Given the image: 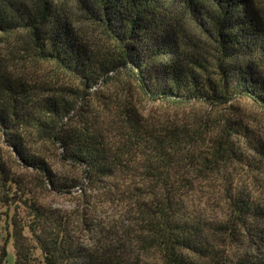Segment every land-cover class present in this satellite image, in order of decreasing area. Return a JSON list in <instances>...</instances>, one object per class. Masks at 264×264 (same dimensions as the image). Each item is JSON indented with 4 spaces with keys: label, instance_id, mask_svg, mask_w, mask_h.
<instances>
[{
    "label": "trees",
    "instance_id": "obj_1",
    "mask_svg": "<svg viewBox=\"0 0 264 264\" xmlns=\"http://www.w3.org/2000/svg\"><path fill=\"white\" fill-rule=\"evenodd\" d=\"M15 35L29 59L0 52V264H264V136L238 106L264 117L259 0H0ZM134 94L215 117L148 120Z\"/></svg>",
    "mask_w": 264,
    "mask_h": 264
},
{
    "label": "rangeland",
    "instance_id": "obj_2",
    "mask_svg": "<svg viewBox=\"0 0 264 264\" xmlns=\"http://www.w3.org/2000/svg\"><path fill=\"white\" fill-rule=\"evenodd\" d=\"M259 2L264 5V0H259ZM92 37H97V34L91 35ZM26 41L22 38L21 35L10 36L7 39L0 38V52L11 59L12 63H26L29 59L28 54L25 52ZM27 64V63H26ZM38 72L42 75V78L47 79H55V81L62 85V83L66 82L65 78L59 76L50 68H38ZM108 88L101 87V85L95 87L94 90L100 91L103 94H107ZM92 90V91H94ZM134 101L139 109V111L147 117L148 120H164L173 123H185L189 121V119H197L201 121L213 120L215 117V113L200 105L188 106L187 108H179L177 106L167 105V104H158L144 101L139 98V96L134 94ZM238 106H242L247 114L252 117H255L254 122L256 123L257 130L262 136H264V117H261L254 113V109H251L246 104L239 103ZM249 112V113H248ZM251 118V117H250ZM77 189L73 190L72 196H48L47 202L51 204L53 207L58 208H70L75 203L74 200L77 197ZM5 211H0V231L3 226L2 221H4ZM8 264H13V253L10 251L8 256Z\"/></svg>",
    "mask_w": 264,
    "mask_h": 264
}]
</instances>
